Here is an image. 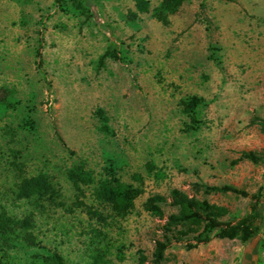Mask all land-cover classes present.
I'll list each match as a JSON object with an SVG mask.
<instances>
[{"label": "rangeland", "instance_id": "rangeland-1", "mask_svg": "<svg viewBox=\"0 0 264 264\" xmlns=\"http://www.w3.org/2000/svg\"><path fill=\"white\" fill-rule=\"evenodd\" d=\"M76 1L82 9L70 0H0V211L32 223V241L18 228L9 242L0 237V262L52 264L57 253L66 264H137L140 255L151 264L175 208L167 199L156 216L143 204L173 187L224 206L231 221L248 210L249 196L204 194L203 185L258 191L264 209V163H231L241 150L264 157V134L251 121L264 115V0H185L167 24L150 14L160 0H148L133 21L132 0ZM112 48L118 59L96 68ZM192 95L203 102L190 129L180 101ZM97 108L110 132L100 130ZM78 162L92 180L76 196L66 170ZM108 166L124 183L137 185L134 173L141 179L122 217L95 196ZM37 173L56 196L17 198L20 178ZM258 256L264 264V225L244 243L172 242L159 264H255Z\"/></svg>", "mask_w": 264, "mask_h": 264}, {"label": "trees", "instance_id": "trees-1", "mask_svg": "<svg viewBox=\"0 0 264 264\" xmlns=\"http://www.w3.org/2000/svg\"><path fill=\"white\" fill-rule=\"evenodd\" d=\"M56 4L61 5L64 0H53ZM88 2V0H85ZM185 0H160L150 9L151 16L162 24L168 23V15L174 13L181 3ZM78 9H82L76 0H70ZM133 9L128 10L126 18L133 21L137 14L149 11L148 0H132ZM39 52L36 51V58ZM105 57L118 59L115 49H105L97 58L95 66L99 68ZM203 99L197 96H190L180 101L181 112L189 119L188 127L195 128L197 123V108L202 104ZM95 114L100 120V130L110 132L107 124V117L100 108L95 110ZM251 121L256 122L260 131L264 134V115L255 117ZM58 139L60 140L59 136ZM61 141V140H60ZM240 160H248L252 163H264V157L253 150H241L237 157L231 163ZM145 169L151 171L153 166L147 162ZM105 176L101 178L95 188V196L98 200L108 204L114 216L122 217L133 208L134 199L142 192L141 179L137 173L132 174L131 178L137 182V185L124 183L119 180L113 170L108 166L105 170ZM155 175H160L156 173ZM66 177L71 182L76 196L82 194L80 185L90 183L91 176L83 162L71 166L66 170ZM229 192L234 195L246 197L249 196L250 203L248 210L239 218L231 221L223 219L227 213V209L222 205L208 202L206 199H197L187 195L180 189L173 187L169 190L167 196L161 194H153L146 197L143 207L149 213L161 216L162 210L160 203L168 199V204L175 208L174 212L166 215L165 221L160 228L159 238L154 239V245L151 252L150 263L159 264L163 257L164 251L169 244L183 242L187 249L194 248L199 244H204L213 238L217 239H238L244 243L253 236L257 235L264 225V209L259 206V192L248 195L244 190L229 184L223 185H203L202 192L208 194L210 192ZM49 178L44 173H37L30 176H22L16 186L15 196L17 198H53L56 196ZM78 204H82L80 200H76ZM88 212L97 218L100 215L93 210ZM32 226L28 216L21 219H13L5 212L0 211V237L4 242H9L14 234L15 228H18L19 234L23 239L32 241V236L28 231ZM261 249V247H260ZM103 254L96 252L92 256L94 262H100ZM145 257L140 255L137 264H143ZM52 264H66L63 258L57 254L50 255ZM0 264H3L0 262ZM255 264H263L259 256L255 260Z\"/></svg>", "mask_w": 264, "mask_h": 264}]
</instances>
